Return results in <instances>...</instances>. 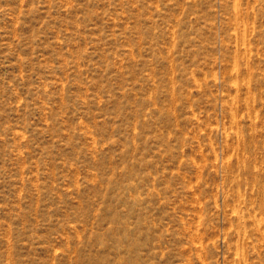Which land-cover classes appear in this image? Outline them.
Instances as JSON below:
<instances>
[{
  "label": "rangeland",
  "instance_id": "374dc122",
  "mask_svg": "<svg viewBox=\"0 0 264 264\" xmlns=\"http://www.w3.org/2000/svg\"><path fill=\"white\" fill-rule=\"evenodd\" d=\"M0 264H264V0H0Z\"/></svg>",
  "mask_w": 264,
  "mask_h": 264
}]
</instances>
